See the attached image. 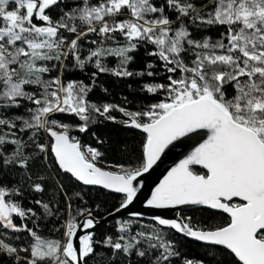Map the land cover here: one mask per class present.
Returning a JSON list of instances; mask_svg holds the SVG:
<instances>
[{"label": "snow or ice", "instance_id": "obj_1", "mask_svg": "<svg viewBox=\"0 0 264 264\" xmlns=\"http://www.w3.org/2000/svg\"><path fill=\"white\" fill-rule=\"evenodd\" d=\"M98 256L264 264V0H0V264Z\"/></svg>", "mask_w": 264, "mask_h": 264}, {"label": "trees", "instance_id": "obj_2", "mask_svg": "<svg viewBox=\"0 0 264 264\" xmlns=\"http://www.w3.org/2000/svg\"><path fill=\"white\" fill-rule=\"evenodd\" d=\"M114 91L116 93L115 98L117 101H119L120 96L128 94L127 90L123 89L122 86H120V85H116L114 88ZM96 135H99L103 139H105L106 141H110L113 143H116L118 141H123V140L138 139L137 137L131 136L130 133L128 132V130L122 128L118 124H113L111 122H105V123H101L97 126H94V128L91 130V133L81 134V138L84 142H86L90 145H94ZM86 198L90 199V200L92 199V197H89L87 195H86ZM143 222L145 224L150 223L149 219H144ZM114 227H115V225L112 223V220H110V222H108L107 224H105L104 226H102L100 228V231L101 232H103V231L111 232L114 230ZM188 249H189L190 255H192V256L198 255L199 251H200L196 247L195 243H191L188 246ZM97 264H108L107 257L106 256H98L97 257Z\"/></svg>", "mask_w": 264, "mask_h": 264}, {"label": "water", "instance_id": "obj_3", "mask_svg": "<svg viewBox=\"0 0 264 264\" xmlns=\"http://www.w3.org/2000/svg\"><path fill=\"white\" fill-rule=\"evenodd\" d=\"M190 148L182 145L172 150L170 153H166L164 157L161 158V162H158V166L153 170L152 173L146 174V179L144 180V187L141 189L142 195L138 194V201L135 202V209L143 210L145 213V218L148 219L150 216V210L143 207L146 203V198H150L151 191L154 190V187L159 182V180L163 179V175H166L167 170L173 166L174 161L178 162L180 158H183L184 153L190 151ZM118 216L120 214H117ZM112 218L110 217L108 221L102 222L99 226L100 228L110 222Z\"/></svg>", "mask_w": 264, "mask_h": 264}]
</instances>
